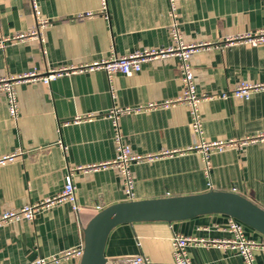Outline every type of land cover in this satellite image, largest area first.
<instances>
[{"label":"crops","instance_id":"1","mask_svg":"<svg viewBox=\"0 0 264 264\" xmlns=\"http://www.w3.org/2000/svg\"><path fill=\"white\" fill-rule=\"evenodd\" d=\"M48 19L44 42L13 39L34 18L28 0H0V78L22 76L15 85L18 115L8 116L0 94V213L53 199L63 175L74 167L109 163L115 154L114 128L105 114L113 106L137 108L118 119V129L131 152L151 160L130 165L133 199L230 191L264 209V93L248 100L218 97L199 103L202 137L207 141L252 139L209 155L208 176L201 155L191 150L189 113L175 101L182 84L174 55L143 63L129 76L101 69L93 61L170 44L167 0H35ZM179 30L187 44L200 45L189 58L197 94H216L239 81L264 82V46L226 39L264 27V0H174ZM89 12L90 16L77 18ZM44 50V53H42ZM69 70L47 85L25 78L29 71ZM154 107L145 108L148 104ZM140 108V109H139ZM89 115V119L73 121ZM77 213L65 201H54L22 220L0 226V264H26L82 245V229L99 210L126 199L121 178L111 166L72 172ZM226 215L207 214L172 222L121 223L108 233L103 248L113 259L143 254L151 264H172L169 238L181 234L202 240L190 245L191 264H243L240 256L212 244L229 237ZM244 236L264 244V236L242 226ZM254 264H264V248L253 251ZM69 256L56 264H78Z\"/></svg>","mask_w":264,"mask_h":264},{"label":"built area","instance_id":"2","mask_svg":"<svg viewBox=\"0 0 264 264\" xmlns=\"http://www.w3.org/2000/svg\"><path fill=\"white\" fill-rule=\"evenodd\" d=\"M31 12L33 14L34 23L23 33H18L12 37L13 39H34L40 45L44 42V29L49 25L48 19L44 18L35 2V0H28ZM167 15L170 19L168 25V36L170 44L164 48H151L134 51L127 55L121 56H109L99 61H93L86 69L88 71L94 69H101L106 74L108 81L113 73H120L125 76L132 75L140 71L143 63H146L156 57H165L174 55L178 59V71L180 74V81L182 84V91L180 96L175 101H164L158 105L167 106L177 102L182 103L188 109L189 113V124L188 128L194 137V144L190 147L191 150L195 149L200 152L202 169L206 176H208L209 169V155L215 152H221L229 147H239L244 145L252 139H243L240 141H207L202 137L201 117L199 112V103L202 100L218 97L223 100L228 99H241L248 100L251 93L263 92L264 93V82L260 83H249L245 81H239L230 89L221 91L216 94L206 95L197 94L193 81V73L189 64L190 56L196 52L200 45L187 44L182 40V36L179 30V23L177 20V13L174 4V0H167ZM100 11H105V2L100 0ZM90 16L89 12L83 13V15H77V18ZM226 43L241 42L251 47L262 45L264 46V27L255 29L252 32L243 33L234 38H228ZM44 53V50H42ZM69 70H49L46 73L38 74L35 71H29L26 73L25 78H31L32 80H39L42 84L47 85L50 81L59 77L62 74H68ZM22 76L16 77H1L0 78V94H3L6 104L8 116L11 119H16L18 115V106L15 93V85L21 80ZM156 104L150 103L145 108L154 107ZM140 109V108H139ZM137 108L129 107H116L113 106L104 115L107 118L114 132L112 140L114 144V157L109 163H103L98 166L89 165L87 167H74L67 170L63 175L62 188L59 194L53 199H45L39 202L25 204L16 209L4 210L0 213V226L10 223L19 222L22 220L31 221L36 212L41 210L43 207H47L54 201H65L69 203L70 209L77 213L79 208L75 203V197L73 193L72 183V172L74 170H85V169H96L97 167L111 166L117 170L124 191V195L127 200L133 199V180L130 172V165L137 164L142 161L151 160V155H137L131 152L129 145L124 141L122 135L118 129V119L129 113L130 111H136ZM89 115H82L75 117L73 121H79L83 119H89ZM264 138V133L260 135ZM14 154L4 155L0 157V166L4 165L7 161H10ZM223 230L229 233V237L219 242H213L229 251L234 252L242 259L243 264H254L253 251L258 248H264V244L254 243L247 239L242 231V224L232 217L227 216ZM169 244L171 248V263L172 264H191L187 248L190 245H202V240L194 239L189 236L181 234H172L169 238ZM82 252V245L75 247L74 249L65 250L57 255H50L48 257H37L34 260L26 264H56L62 258L69 256L80 257ZM107 264V263H106ZM109 264H151L147 257L143 254H137L131 257H125L121 259H113Z\"/></svg>","mask_w":264,"mask_h":264},{"label":"water","instance_id":"3","mask_svg":"<svg viewBox=\"0 0 264 264\" xmlns=\"http://www.w3.org/2000/svg\"><path fill=\"white\" fill-rule=\"evenodd\" d=\"M223 214L264 236V209L230 191L129 200L97 211L82 229V252L78 264H106L103 248L109 231L121 223L172 222L200 215Z\"/></svg>","mask_w":264,"mask_h":264},{"label":"rangeland","instance_id":"4","mask_svg":"<svg viewBox=\"0 0 264 264\" xmlns=\"http://www.w3.org/2000/svg\"><path fill=\"white\" fill-rule=\"evenodd\" d=\"M242 224V223H241ZM242 226H245L244 224H242Z\"/></svg>","mask_w":264,"mask_h":264}]
</instances>
